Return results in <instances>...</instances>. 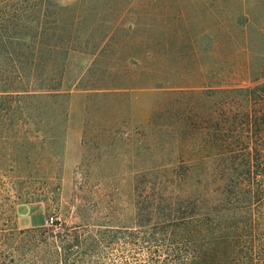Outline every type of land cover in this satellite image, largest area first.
Listing matches in <instances>:
<instances>
[{"label": "rangeland", "instance_id": "1", "mask_svg": "<svg viewBox=\"0 0 264 264\" xmlns=\"http://www.w3.org/2000/svg\"><path fill=\"white\" fill-rule=\"evenodd\" d=\"M101 1L108 18L95 26L109 39L49 56L42 73L57 93L20 94L0 116V264H64L71 225L252 201L223 147L247 134L223 129L216 89L249 87L264 105V0ZM246 92L229 94L235 107Z\"/></svg>", "mask_w": 264, "mask_h": 264}, {"label": "trees", "instance_id": "2", "mask_svg": "<svg viewBox=\"0 0 264 264\" xmlns=\"http://www.w3.org/2000/svg\"><path fill=\"white\" fill-rule=\"evenodd\" d=\"M96 2L102 3L80 0L65 9L57 0H0V116L13 117L21 107L20 94L57 93L50 92L55 87L47 82L49 74L42 73L45 63L53 60L49 56L60 55L61 63L73 46L109 39V29L95 26L108 18ZM42 46L47 55L41 54ZM239 89L247 90L244 109L235 107L237 99L229 95ZM216 91L221 95L219 115L228 121L223 129L247 134L235 141L225 139L223 147L225 159L229 157L225 167L237 171L236 165H241L248 173L238 182L247 185L252 201H226L205 213L192 202L164 203L156 218L95 221L92 231L71 225L61 231L74 241L58 245L63 254L69 256L75 247L77 264H264V105L249 87ZM22 112L20 117L29 119ZM66 255L63 261L69 264L72 257Z\"/></svg>", "mask_w": 264, "mask_h": 264}]
</instances>
